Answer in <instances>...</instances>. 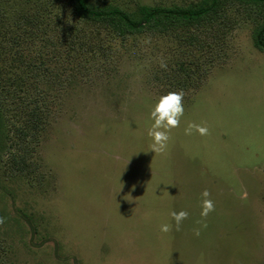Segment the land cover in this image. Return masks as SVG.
<instances>
[{"label": "rangeland", "instance_id": "obj_1", "mask_svg": "<svg viewBox=\"0 0 264 264\" xmlns=\"http://www.w3.org/2000/svg\"><path fill=\"white\" fill-rule=\"evenodd\" d=\"M262 27L264 4L220 0L200 26L120 38L69 0H0L1 263L264 264ZM169 92L184 113L153 151Z\"/></svg>", "mask_w": 264, "mask_h": 264}, {"label": "trees", "instance_id": "obj_2", "mask_svg": "<svg viewBox=\"0 0 264 264\" xmlns=\"http://www.w3.org/2000/svg\"><path fill=\"white\" fill-rule=\"evenodd\" d=\"M69 1L81 21L106 26L120 38L139 33L157 36L171 33L172 30L180 27L200 26L205 20L213 18L220 2V0H204L187 8L142 7L137 14L129 15L114 5L97 7L89 0ZM241 1L264 4V0ZM255 44L264 51V27L255 34ZM1 127L0 122V132ZM0 264H2L1 260Z\"/></svg>", "mask_w": 264, "mask_h": 264}, {"label": "clouds", "instance_id": "obj_3", "mask_svg": "<svg viewBox=\"0 0 264 264\" xmlns=\"http://www.w3.org/2000/svg\"><path fill=\"white\" fill-rule=\"evenodd\" d=\"M161 67H166L165 64H161ZM183 93L182 92H169L167 95L161 96L158 102L152 109L150 116L153 120L151 129L148 135L153 139V151H162L167 145L169 139L168 132L171 128H175L180 123V118L184 113L183 107ZM195 127L200 134H205L207 129L198 125H189L185 129V133L188 134L191 128ZM204 197L208 196V192L202 193ZM241 199H247V192L242 191L240 193ZM204 212L202 215H207L208 211L212 210V202L210 200H204L203 202ZM170 215L176 222L177 228L182 220L187 218L188 213L185 211L171 212ZM169 230L168 225H162L161 231L167 232ZM198 234V233H197Z\"/></svg>", "mask_w": 264, "mask_h": 264}]
</instances>
